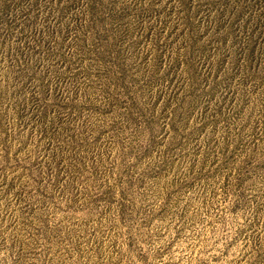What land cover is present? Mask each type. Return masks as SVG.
Returning a JSON list of instances; mask_svg holds the SVG:
<instances>
[{
	"label": "rangeland",
	"instance_id": "374dc122",
	"mask_svg": "<svg viewBox=\"0 0 264 264\" xmlns=\"http://www.w3.org/2000/svg\"><path fill=\"white\" fill-rule=\"evenodd\" d=\"M0 264H264V0H0Z\"/></svg>",
	"mask_w": 264,
	"mask_h": 264
}]
</instances>
